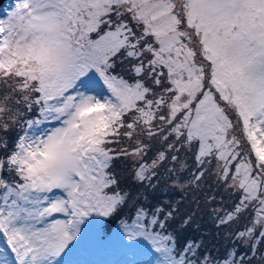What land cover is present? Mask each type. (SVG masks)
Returning <instances> with one entry per match:
<instances>
[{"label":"rangeland","instance_id":"rangeland-1","mask_svg":"<svg viewBox=\"0 0 264 264\" xmlns=\"http://www.w3.org/2000/svg\"><path fill=\"white\" fill-rule=\"evenodd\" d=\"M143 78L154 95L175 91L167 123L183 112L188 138L169 185H187L179 172L198 139L200 155L217 151L212 173L233 163L227 186L249 203L263 197L264 224V0H9L0 7V264H190L140 220L101 234L117 200L104 191L101 142L148 91ZM14 97L34 116L7 176ZM176 129L156 124L144 138L156 132L160 148L179 140ZM141 147L120 149L133 161Z\"/></svg>","mask_w":264,"mask_h":264},{"label":"trees","instance_id":"trees-1","mask_svg":"<svg viewBox=\"0 0 264 264\" xmlns=\"http://www.w3.org/2000/svg\"><path fill=\"white\" fill-rule=\"evenodd\" d=\"M140 81L148 91L130 107L123 109L120 117L107 128L106 131L110 129V132L101 142L108 162L105 171L109 183L104 191L117 198L102 215V237L109 236L119 225H131L140 220L144 230L164 236L167 243L172 242L175 255L181 256L183 262L264 264V224H257L255 214L262 195L257 202L249 203L242 191L228 187L234 164L229 166L226 174L223 170L212 173L217 151L212 148L208 155H200L198 139L191 141L190 149L186 151L188 165L179 172V180L186 181L187 185L183 188L170 186L181 162L179 149L184 150L188 138L186 128L181 126L183 112L179 113L176 124L167 123V105L174 98L175 91L154 95L145 78ZM14 98L19 111L14 117L15 124H9L11 127L5 129L7 137L3 149L4 174L7 176H14L11 158L17 139L24 123L34 116V105ZM156 124L170 133L179 124V140L174 144L165 141L159 148L154 139L157 133L154 132L151 141H148L144 134ZM133 130H137L136 136H141L139 140L134 137ZM152 144L155 148H149ZM123 145L132 150H141L143 146L141 158L132 161L125 156L120 149ZM150 160L153 165L148 168ZM141 167H147L146 172L136 179Z\"/></svg>","mask_w":264,"mask_h":264},{"label":"water","instance_id":"water-1","mask_svg":"<svg viewBox=\"0 0 264 264\" xmlns=\"http://www.w3.org/2000/svg\"><path fill=\"white\" fill-rule=\"evenodd\" d=\"M7 1H9V0H0V7H1L3 4H5Z\"/></svg>","mask_w":264,"mask_h":264}]
</instances>
